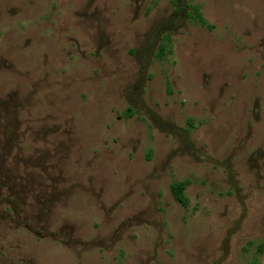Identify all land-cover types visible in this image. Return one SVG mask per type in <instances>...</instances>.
<instances>
[{
  "label": "rangeland",
  "instance_id": "obj_1",
  "mask_svg": "<svg viewBox=\"0 0 264 264\" xmlns=\"http://www.w3.org/2000/svg\"><path fill=\"white\" fill-rule=\"evenodd\" d=\"M0 264H264V0H0Z\"/></svg>",
  "mask_w": 264,
  "mask_h": 264
},
{
  "label": "trees",
  "instance_id": "obj_2",
  "mask_svg": "<svg viewBox=\"0 0 264 264\" xmlns=\"http://www.w3.org/2000/svg\"><path fill=\"white\" fill-rule=\"evenodd\" d=\"M184 190H185V184L183 182L182 183H175L172 186V192H173L176 200L181 202V203L186 202L185 197L183 195Z\"/></svg>",
  "mask_w": 264,
  "mask_h": 264
}]
</instances>
